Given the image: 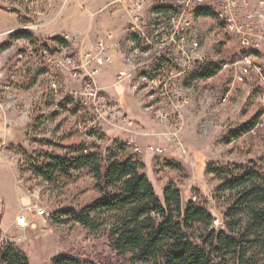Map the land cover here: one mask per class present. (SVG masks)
Instances as JSON below:
<instances>
[{
  "label": "rangeland",
  "instance_id": "374dc122",
  "mask_svg": "<svg viewBox=\"0 0 264 264\" xmlns=\"http://www.w3.org/2000/svg\"><path fill=\"white\" fill-rule=\"evenodd\" d=\"M180 1L146 0L141 28L160 46L145 48L147 54L138 58L140 66L134 73L135 80L142 81V71L163 63L171 67L167 72L172 74L176 59L173 42L185 38L197 44L194 52L204 59L195 61L192 72L185 79L176 81L190 99L179 113L184 122L180 139L186 153L178 152L166 136L177 123L179 114L170 113L169 120L161 123L146 111L150 105H169L166 97H152L149 89L143 95L134 94L129 88L130 82L124 79L138 105L133 116L127 114L126 109L125 114L132 119L135 115L137 119L143 118V114L156 126L155 130L146 129L150 133L148 136H138L141 141L137 144L144 151L135 157L144 164L142 172L158 197L163 200L165 186L173 182L181 192L183 208L190 201L202 205L215 219L213 228L223 231L225 214L232 202L229 195L217 194L219 182L207 172V167L210 164L254 166L264 173V126L256 131L252 128L239 137L233 136L262 116L264 107L256 100L260 83L252 74L246 82L232 85L233 69L224 66L241 57L244 50L231 31L229 18L221 16L223 12L217 10L220 0H213L215 4H211V8L192 6L188 9L187 24L196 30L192 37H189L190 33L174 34L167 19L158 15L165 7L175 13L180 8ZM261 1L252 0L250 8L262 5ZM261 7L264 10V4ZM79 8V0H31L28 6L21 0H0L1 241H6V235L24 237L15 244L27 254L30 264H52V259L61 254L77 256L85 264H131L110 245L108 225L112 217L94 231L68 219V211H80L100 195L89 171L77 172L71 179L59 176L50 182L31 171L33 164L44 162L49 154L63 155L71 146L95 143L86 134L95 130L96 116L87 112L79 99L84 77L75 80L71 66L59 65V62H65L67 57H74L79 62L83 53L96 48L103 40L113 57L117 52L123 53L125 64L126 46H132L133 35L128 30L131 18L127 6L125 11V2L116 14L95 18V25L93 18L80 14ZM204 9L211 13L199 14ZM126 19H129L126 32L119 38L115 33L121 28L125 30ZM19 32H29L33 39L14 38ZM69 34L79 35V38L67 41ZM61 39H66L67 43L63 44ZM50 57L54 63L49 62ZM95 65L105 68L107 64L90 63L86 68L94 71L95 82L102 90L105 102L116 106L115 100L100 87L93 69ZM213 66L219 69L210 81V78H199V73ZM54 80L56 87L52 85ZM118 81L122 82L119 78ZM116 108L124 111L119 106ZM96 124L104 139L97 144L100 148L106 149L110 144L113 147L115 140L125 144V134L122 138H113L112 134H107L110 125L99 120ZM150 144L164 146L165 154L158 156L147 151L145 148ZM169 163L178 164L181 169L173 168ZM32 204L45 208L49 215L43 220L33 219L25 228H16L13 219L20 214L31 216L28 207ZM258 259L264 264L263 256Z\"/></svg>",
  "mask_w": 264,
  "mask_h": 264
},
{
  "label": "trees",
  "instance_id": "16d2710c",
  "mask_svg": "<svg viewBox=\"0 0 264 264\" xmlns=\"http://www.w3.org/2000/svg\"><path fill=\"white\" fill-rule=\"evenodd\" d=\"M170 9L165 7L160 12ZM210 13L204 9L199 14ZM13 37L33 39L29 32ZM61 42L67 43L66 39ZM217 69L218 66L206 68L198 76L213 77ZM255 124L256 120L250 122L233 136L251 131ZM113 144L106 149L95 144L71 146L65 154H49L44 162L31 166L35 176L48 182L59 176L71 179L83 170L93 176L99 197L80 211H68V219L94 231L112 217L108 225L110 245L131 264H261L258 257H264L263 172L254 166L208 165L207 172L219 182L217 194L229 195L232 202L225 214L226 231H218L213 228L214 217L202 205L190 201L183 208L181 192L173 182L165 186L161 200L142 172L144 164L121 141ZM169 165L181 169L178 164ZM0 264H30L27 254L15 242L1 241V230ZM52 264L85 262L77 256L61 254L52 259Z\"/></svg>",
  "mask_w": 264,
  "mask_h": 264
},
{
  "label": "built area",
  "instance_id": "2783aa9c",
  "mask_svg": "<svg viewBox=\"0 0 264 264\" xmlns=\"http://www.w3.org/2000/svg\"><path fill=\"white\" fill-rule=\"evenodd\" d=\"M252 0H220V4L217 6V10L223 12V16H227L231 21V31L234 32L238 38L239 45L245 44H260L263 45V54L260 55H246L239 57L231 64H226L224 68L233 69L232 85L236 83L246 82L248 78L255 74L259 80L260 86L258 88L257 102L264 107V10L261 7L264 4V0L261 1L262 5L250 8L252 6ZM22 4L28 6L31 0H21ZM194 4H215L213 0H181L180 8L178 11H163L158 15L167 19L169 24L174 30V34L190 33L189 37L195 35V27L187 24L188 8H191ZM146 0H132L130 5L127 6L131 22L129 26L130 34H133L132 46H126L125 64L127 67L124 71L118 74L120 81L128 80L130 82V90L134 94L143 95L147 93V89L152 97H166L169 100V105L162 106L150 105L146 107V111L152 114V117L165 123L170 118V113L179 114L181 108L188 105L190 99L184 93L182 86L177 85V80L181 81L185 79L189 72H192L194 63L197 60H203L204 56H196L194 52L197 49V44L190 40L182 38L179 41H174L173 45L176 48V59L172 69L174 73H169L167 70L171 67L165 64H159L157 67L148 68L144 72V81H136L135 73L140 66L139 57L146 56L147 52L145 48L149 49L152 46H160L150 40V38L143 32L141 23L144 18V9ZM173 34V35H174ZM67 41H72L75 37L79 38V35L72 36L67 35ZM108 45L101 40L96 48L89 49L85 54H82L79 62H76L74 57H67L65 62L60 61V64H66L71 66L72 75L75 80H82L84 82L82 90L80 92V100L82 101V107H86L87 112L96 116L94 121V128L92 132H88L87 138L93 140L95 145L103 141L102 131L97 129L96 121L99 120L103 123H107L111 127L119 128L125 132V146L127 150L134 156L143 153L144 149L137 144L138 136H148L150 133L145 129L139 127L134 119L126 115L122 111L105 102L102 90L97 86L94 79V71L90 72L86 66L88 64L106 65L113 62L114 57L108 51ZM62 49L65 50L64 47ZM49 62L54 60L49 58ZM174 79V81H173ZM208 79V81H210ZM56 80L53 81V87H56ZM188 89L186 90V93ZM78 94H75V96ZM227 96V100H228ZM152 104V103H151ZM264 110L262 116L256 122L252 131H256L260 127H263ZM177 123L174 128L166 133L169 141H171L178 152L185 154L186 148L184 147L180 134L184 129V122L181 114L177 116ZM98 146V145H97ZM108 147H111V144ZM147 151L152 152L158 156L165 154L166 148L162 145L150 144L145 148ZM28 212L31 218H27L24 214H20L16 217V225L25 228L33 221V216L46 218L49 214L45 208L38 207V205L32 204L28 207ZM24 237L7 236L5 240L8 242H20Z\"/></svg>",
  "mask_w": 264,
  "mask_h": 264
},
{
  "label": "crops",
  "instance_id": "0c3cea01",
  "mask_svg": "<svg viewBox=\"0 0 264 264\" xmlns=\"http://www.w3.org/2000/svg\"><path fill=\"white\" fill-rule=\"evenodd\" d=\"M132 0H79L80 2V8H79V12L80 14H82L83 16H88L91 17V19L93 18V25L97 24V20H94L95 18H99L100 16H104V14H116L119 7L121 6L122 3L125 2V11H126V6H128L131 3ZM112 12V13H111ZM125 16L128 17L127 12H125ZM129 23V19L125 20V30L119 29L117 30V32L115 34L118 35L119 38H121L124 34V32H126V26ZM121 35V36H120ZM84 49L85 46H84ZM122 57H123V53L122 52H117L116 54H114V61L110 64H107V67H99L97 65H95V67L93 66V69L96 70V75H97V80L98 83L100 84V87L104 90L107 91L108 95L110 97H112L113 100H115V104L116 106H119L122 108V110L124 109V113H125V109L127 114H131L132 116L135 114L134 113V109L136 108V106H138L136 104V101H134V99L132 98V94L131 92L128 90L127 85L128 82L127 81H122L121 83H119L118 81V74L125 70V64L122 61ZM119 105H118V104ZM125 103H126V108H125ZM143 118H139L137 119V116L135 115L133 118L135 119L136 123L138 125H140L139 127L143 128V129H156V126L152 124V122L150 121V119H148V116L143 115ZM155 132V131H154ZM107 134L111 135L114 138L117 137H124L122 135L125 134L124 131L120 130L119 128H109ZM125 138V137H124ZM123 138V139H124ZM141 139V138H140ZM139 139V137H137V141H141ZM146 163V161H145ZM147 165V163H146ZM26 197V196H25ZM25 197L23 199H25ZM16 217L13 219L12 224L18 228V229H22V227H19L16 225ZM27 218H31V216L27 217ZM33 219H39V220H43L41 217H36L33 216Z\"/></svg>",
  "mask_w": 264,
  "mask_h": 264
},
{
  "label": "bare ground",
  "instance_id": "6f19581e",
  "mask_svg": "<svg viewBox=\"0 0 264 264\" xmlns=\"http://www.w3.org/2000/svg\"><path fill=\"white\" fill-rule=\"evenodd\" d=\"M194 8H202V7H207V8H211V4H194L193 5ZM193 8V9H194ZM190 9V8H188ZM198 10V9H197ZM219 14V12H218ZM221 16H223V14H221ZM227 18V17H226ZM189 19V18H188ZM190 23V22H189ZM191 26V25H190ZM133 35V34H132ZM131 37V36H130ZM130 40V39H129ZM133 40V39H132ZM131 43V42H130ZM133 44V42L131 43V45ZM242 49L244 50V52L241 54V57H244L246 55H260L261 53H263V45L260 44H245V45H241ZM136 77V76H135ZM142 81H144V75L141 78ZM228 96V95H227ZM226 96V97H227Z\"/></svg>",
  "mask_w": 264,
  "mask_h": 264
}]
</instances>
